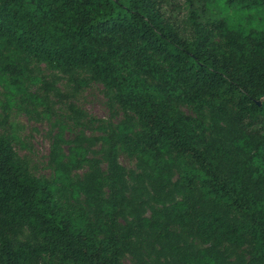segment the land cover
Here are the masks:
<instances>
[{
	"label": "trees",
	"instance_id": "16d2710c",
	"mask_svg": "<svg viewBox=\"0 0 264 264\" xmlns=\"http://www.w3.org/2000/svg\"><path fill=\"white\" fill-rule=\"evenodd\" d=\"M225 2L248 19L264 12V0ZM187 22L181 30L160 0H0V47L102 86L137 128L109 126L106 172L95 164L77 185L87 210L61 202L0 134V264H123L154 247L174 264H264V30L205 21L191 7ZM20 67L0 70L17 77ZM77 114L85 128L101 124ZM119 146L147 168L139 180L155 203L171 185L184 196L161 208L129 197ZM222 246L241 251L231 260Z\"/></svg>",
	"mask_w": 264,
	"mask_h": 264
},
{
	"label": "rangeland",
	"instance_id": "374dc122",
	"mask_svg": "<svg viewBox=\"0 0 264 264\" xmlns=\"http://www.w3.org/2000/svg\"><path fill=\"white\" fill-rule=\"evenodd\" d=\"M161 10L181 30L188 31L189 8L198 12L205 21L227 17L228 22L246 30H264V12L249 13L237 6L227 5L225 0H160ZM8 47H0V67L18 61L20 74L0 70V134L10 137L17 156L24 159L36 177L53 182L56 196L61 202L75 206L84 205L83 196L77 189L84 177L93 171L95 164L105 173L106 137L109 126L115 131L123 127L130 129L134 136L137 128L125 124L124 117L104 95L102 86L79 81L75 73L65 74L52 71L44 65L20 60ZM179 111L192 117L199 116L206 125L215 123L213 114L205 110L196 114L185 104L178 105ZM85 112L89 118L100 120L101 124L86 125L77 112ZM124 132V131H123ZM119 164L125 171L124 185L129 197L146 200L152 207H169L184 196L178 187L171 185L162 195V202L155 203L153 194L146 183L140 182L147 168L134 157L127 156L123 147L118 148ZM176 173L172 184L176 180ZM146 191L148 194H146ZM186 244L194 248L199 242L192 240L183 228L175 227ZM226 255L235 259L240 248L225 247ZM174 264L158 254V248L147 255L146 249L139 253H126L123 264ZM44 264H58L45 259Z\"/></svg>",
	"mask_w": 264,
	"mask_h": 264
}]
</instances>
